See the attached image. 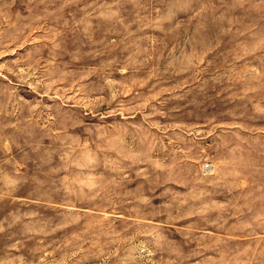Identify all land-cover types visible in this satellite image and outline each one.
I'll use <instances>...</instances> for the list:
<instances>
[{
  "label": "rangeland",
  "instance_id": "obj_1",
  "mask_svg": "<svg viewBox=\"0 0 264 264\" xmlns=\"http://www.w3.org/2000/svg\"><path fill=\"white\" fill-rule=\"evenodd\" d=\"M0 264H264V0H0Z\"/></svg>",
  "mask_w": 264,
  "mask_h": 264
}]
</instances>
